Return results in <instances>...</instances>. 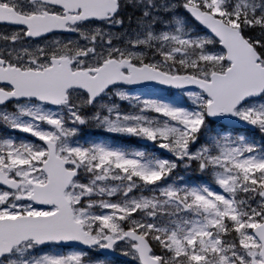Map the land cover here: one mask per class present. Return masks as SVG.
<instances>
[{"label": "snow or ice", "instance_id": "obj_1", "mask_svg": "<svg viewBox=\"0 0 264 264\" xmlns=\"http://www.w3.org/2000/svg\"><path fill=\"white\" fill-rule=\"evenodd\" d=\"M0 264H264V0H0Z\"/></svg>", "mask_w": 264, "mask_h": 264}]
</instances>
